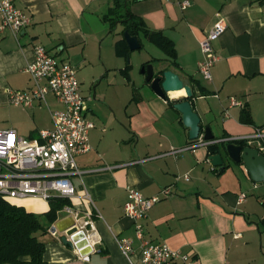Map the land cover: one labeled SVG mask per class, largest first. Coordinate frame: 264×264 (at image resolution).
I'll return each mask as SVG.
<instances>
[{
	"label": "crops",
	"instance_id": "1",
	"mask_svg": "<svg viewBox=\"0 0 264 264\" xmlns=\"http://www.w3.org/2000/svg\"><path fill=\"white\" fill-rule=\"evenodd\" d=\"M125 1L149 31H160L174 42L176 64L159 48L166 57L156 60L158 70H172L192 87L193 108L202 127L211 129L213 144L251 136L258 129L264 133V0ZM182 1H190L191 6L182 10ZM114 3L16 0L17 7L32 19L31 25L18 37L0 30V109L16 117L12 130L32 143H42L41 133L54 128L50 110L61 107L53 95L47 97V104L36 101L32 108L13 107L9 102L10 90L33 86L26 67L34 59V45L44 46L77 70L87 98L86 116L95 124L90 132L91 151L76 158L84 172L72 177L76 197L68 200L76 209L95 212L97 234L88 259L76 245L62 242L60 232L74 225L71 215L61 209L51 223L45 217L50 201H11L39 215L46 227L37 235L45 244V264H142L141 242L133 221L124 213L130 187L147 198L166 187L173 189L142 221L147 241L167 243L190 255L193 264H264V183L254 182L243 165H233L228 159L223 171L211 165L212 144L171 154L173 148L193 144L182 114L174 108L186 92H179L177 99H162L148 86L138 93L131 87L133 67L117 52L122 38L110 41L114 33L106 17ZM218 20L227 28L213 42L219 60L212 80L207 81L199 69L200 43ZM120 27L124 28L122 23L115 29ZM127 66L129 78L124 75ZM231 98L238 104L232 105ZM245 111L250 123L241 120ZM223 143L216 145L225 154ZM140 160L144 162L136 163ZM242 194L246 198L239 202ZM53 227L59 236H53ZM117 238L133 239L130 260Z\"/></svg>",
	"mask_w": 264,
	"mask_h": 264
},
{
	"label": "built area",
	"instance_id": "2",
	"mask_svg": "<svg viewBox=\"0 0 264 264\" xmlns=\"http://www.w3.org/2000/svg\"><path fill=\"white\" fill-rule=\"evenodd\" d=\"M179 5L182 10H187L191 3L182 1ZM0 18V30H10L16 37L32 22L17 7L16 0H0ZM226 28V23L218 20L200 43L203 59L199 69L207 81L212 80V69L219 60L213 42L224 34ZM33 51L34 59L26 67L33 86L25 91L10 90L9 102L17 107L32 108L36 101L47 104V97L53 95L61 107L50 110L54 128L41 133L42 143H32L14 130H0V198L10 203L15 199L26 198L47 202L54 198L72 200L76 197L72 177L84 174L76 158L91 151L90 132L95 124L87 119V98L81 92L77 70L69 62L58 60L42 45H34ZM231 103L238 104L235 98H231ZM221 141H245L247 147L256 148L264 155V133L260 129L251 136ZM210 144L213 142L201 137L186 148L171 149V154L176 156L183 151ZM143 162L140 160L136 163ZM184 178L189 180L188 175ZM172 193V187H166L160 194L147 198L138 189L128 188L124 213L135 225L136 238L141 242L142 264H193L190 255L172 249L167 243H153L144 238L142 221L154 205ZM85 198L94 205L89 194ZM245 198L246 195L242 194L239 202ZM63 210L73 217L74 227L85 234L92 246L97 234L93 220L95 212L82 211L71 205H66ZM98 216L101 217L99 213ZM51 233L55 237L59 236L57 230L51 229ZM117 242L130 260L134 251L133 239L117 238ZM84 258L88 259V256Z\"/></svg>",
	"mask_w": 264,
	"mask_h": 264
},
{
	"label": "trees",
	"instance_id": "3",
	"mask_svg": "<svg viewBox=\"0 0 264 264\" xmlns=\"http://www.w3.org/2000/svg\"><path fill=\"white\" fill-rule=\"evenodd\" d=\"M114 4V7L111 8L109 15L106 17L112 27V31L115 30L118 23H122L124 26L123 34L128 31L132 36L139 37L140 41L143 34L169 58L174 60L173 62L176 64V48L171 39L160 31H149L145 21L129 11L125 0H115ZM117 52L119 55H125L126 57L130 54V49L124 38L117 43ZM151 62L149 61L143 66ZM129 71L130 66H127L124 71V75L127 78H129ZM190 100L192 101L193 99ZM241 120L243 123H250V115L247 111L243 113ZM231 143L247 147L245 141L224 142L222 146L225 149V146ZM220 151V147L216 144L209 146L210 155L218 154ZM68 204L70 202L65 199L54 198L50 200L51 209L45 214V217L51 223H54L57 219L58 211ZM45 230L46 227L41 222L39 215L28 212L24 207L13 205L0 198V264H45L43 259L45 244L37 236L39 232Z\"/></svg>",
	"mask_w": 264,
	"mask_h": 264
},
{
	"label": "water",
	"instance_id": "4",
	"mask_svg": "<svg viewBox=\"0 0 264 264\" xmlns=\"http://www.w3.org/2000/svg\"><path fill=\"white\" fill-rule=\"evenodd\" d=\"M123 38L126 40L130 51L139 50L142 48L139 37L132 36L128 31L124 32ZM129 60V56H128ZM155 70L153 64H147L141 69V73L145 75V81L151 90L160 98L167 99L173 92L185 90L186 95L178 99L174 108L182 114V121L185 127L189 129V139L195 141L203 137L207 142L214 141V135L211 129L203 128L201 125V118L194 110L190 99H194L195 94L190 85L185 83L183 79L172 70ZM185 99V100H183ZM181 100V101H180ZM183 100V101H182ZM203 134V135H202ZM223 141H216V144ZM222 152L211 155L209 162L214 167L225 170V159H228L235 165H243L249 173L251 179L256 183H264V155L258 149L252 147H242L236 144H227ZM57 230L56 227L52 231ZM62 234V242L69 246H77L81 255L86 256L92 250V246L86 239L83 232L79 231L77 227H71L68 231L60 232Z\"/></svg>",
	"mask_w": 264,
	"mask_h": 264
},
{
	"label": "rangeland",
	"instance_id": "5",
	"mask_svg": "<svg viewBox=\"0 0 264 264\" xmlns=\"http://www.w3.org/2000/svg\"><path fill=\"white\" fill-rule=\"evenodd\" d=\"M124 28L120 29H115L113 31L114 34H112V37L110 38V41L114 38H123V31ZM142 44L143 47L139 50L131 51L129 56V60L127 57V62L132 65V70H133V81L131 82V87H134L136 93L138 91H145L146 87L148 86L146 81H145V75L141 73V69L143 67V62L146 60L152 61L154 65L155 70L158 72V61H156L158 58H165V54L154 44H152L149 40L141 36ZM120 77V76H118ZM135 82V83H134ZM135 84V85H134ZM149 89L151 90L150 86H148ZM147 90V89H146ZM14 107V105H12ZM17 107V106H16ZM23 108V107H21ZM44 107L43 109H45ZM45 111H47L45 109ZM16 122V117L11 114L10 110H4L0 109V127L2 129H9L12 130L14 127V124ZM235 165V164H233Z\"/></svg>",
	"mask_w": 264,
	"mask_h": 264
},
{
	"label": "bare ground",
	"instance_id": "6",
	"mask_svg": "<svg viewBox=\"0 0 264 264\" xmlns=\"http://www.w3.org/2000/svg\"><path fill=\"white\" fill-rule=\"evenodd\" d=\"M182 91H184V90L177 91V92H173V93L170 94V96H171L172 98H174V99H177V98H179V96H180V93H179V92H182ZM179 99H180V98H179Z\"/></svg>",
	"mask_w": 264,
	"mask_h": 264
}]
</instances>
